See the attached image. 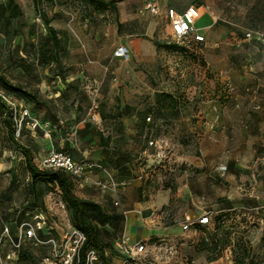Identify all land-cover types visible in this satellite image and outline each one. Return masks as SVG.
<instances>
[{
	"label": "rangeland",
	"instance_id": "1",
	"mask_svg": "<svg viewBox=\"0 0 264 264\" xmlns=\"http://www.w3.org/2000/svg\"><path fill=\"white\" fill-rule=\"evenodd\" d=\"M36 1L38 7L34 0H0V76L35 98L13 93L14 103L56 124L50 138L40 130L20 131L17 139L29 145L33 161L64 149L77 152L78 162L95 164L84 179L89 171L113 170L119 179L99 178L93 185L109 198L114 193L125 209L140 202L141 212L156 214L141 264H234L230 246L208 261L215 253L205 250L206 243L225 233L233 240L248 237L252 254L264 261V160L245 154L246 124L254 116L264 119V39L245 33L264 35V0H160L162 10L199 6L195 27L204 33L202 43L173 40L163 11L139 13L143 0L118 2L117 12H98L83 0ZM209 13L217 21L207 30ZM44 17L49 25L59 19L60 31L50 33ZM154 41L183 48H158ZM119 46L128 47V59L115 55ZM0 91H6L1 84ZM3 111L0 264H43L48 256L58 263L61 238L72 225L56 186L48 185L43 197L54 230L18 241L23 223H33L22 215L29 175L7 136L12 116ZM81 147L91 156L108 154L109 165L85 158ZM109 181L126 186L96 185ZM162 188L169 189V203L148 208ZM102 207L115 215L104 226V239L113 245L124 234L125 216L110 199ZM205 212L209 223L200 225ZM186 214L193 221L188 230L182 229Z\"/></svg>",
	"mask_w": 264,
	"mask_h": 264
},
{
	"label": "built area",
	"instance_id": "2",
	"mask_svg": "<svg viewBox=\"0 0 264 264\" xmlns=\"http://www.w3.org/2000/svg\"><path fill=\"white\" fill-rule=\"evenodd\" d=\"M51 3L56 4L58 0H49ZM163 13L168 20L169 28L171 31V38L175 41H182L190 39L195 43H202L205 40L203 34L195 27L196 20L200 17L199 6L190 5L182 11H177L173 7H166L164 10L161 9L160 0H143L142 6L139 9L140 14L159 15ZM39 12V11H38ZM213 21L216 23L217 19L213 16ZM245 37L247 39L257 38L258 40L264 39V35L260 33H254L252 31H246ZM117 57L128 59L129 50L126 46H119L115 50ZM0 103L8 110L13 119V125L15 127V135L19 136L20 131L25 128L28 131L40 130L43 137L50 138L56 128L50 120H41L35 116H32L30 112L17 105L12 101V96L4 91H0ZM40 169H61L70 174L76 185L80 186L83 183L85 171L91 167H94V163L78 162L75 161L67 152L62 150L51 149L46 154L41 156L36 163ZM101 190L112 188H123L126 186V182L120 183L99 182L96 184ZM114 206L121 210V213L126 216L128 210L124 208L123 204L119 199H113ZM33 223L24 222L23 227L20 230L18 241L21 238L30 239L36 238V231L43 229L47 225V217L43 213H37L33 217ZM151 222L156 220L155 212L151 211L148 216ZM200 225L209 223L208 214L205 212L198 218ZM193 225L192 218L185 216L182 224V229L188 230ZM52 229L51 226H49ZM7 231V229H6ZM85 235L83 232L76 228H72L70 231L63 234L61 238L60 253L56 255L60 256V260L56 263L53 258L45 257L43 264H105L102 261L100 253L94 249L89 248L85 251L84 255L80 256L81 247L85 241ZM19 246V243L15 245ZM115 250L119 254V260L116 264H141L146 259V247L141 241H131L130 238L123 234L115 242ZM17 249L13 250V254L16 253Z\"/></svg>",
	"mask_w": 264,
	"mask_h": 264
},
{
	"label": "trees",
	"instance_id": "3",
	"mask_svg": "<svg viewBox=\"0 0 264 264\" xmlns=\"http://www.w3.org/2000/svg\"><path fill=\"white\" fill-rule=\"evenodd\" d=\"M85 3L91 5L94 10L101 12L107 9H110L114 12H117V3L123 0H83ZM34 5L38 7V3L34 0ZM39 10V8H38ZM264 17V16H262ZM264 21V19H260ZM45 23L48 25L50 33H53V28L49 25V20L44 17ZM118 27H121L122 24L118 23ZM52 37V43L53 41ZM156 47H166L175 51L182 50L183 47L179 46L177 43H170L168 45H163L157 41H154ZM0 84L2 87L6 88V93L12 96L13 93H19L26 97H29L31 100H35L33 95L30 92L22 89L19 85L11 84L4 77L0 76ZM64 92L61 93V96ZM4 106L0 103V113L3 115L5 113ZM6 109V108H5ZM137 114L140 115L141 112L137 111ZM10 118V116H9ZM59 121V120H58ZM61 122V121H60ZM7 136L11 143L14 144L15 148L21 153L24 160V166L29 175V180L27 183L29 196L27 204L22 212L24 216L33 217L37 213H43L46 215V207L44 204L43 197L47 193V186H56L60 194V198L64 203L69 218L71 221L72 228H76L84 233L85 241L81 247L80 256L84 255L85 251L89 248L96 249L102 258V261L105 264H116L113 260L106 259L104 260L105 251L108 254L113 253L117 260L119 259V254L116 252L114 245L111 244L108 239H104V236H108V231L104 229V226L110 224L113 221V214L106 212L102 205L94 201L93 199L80 198L75 194L76 183L74 178L67 172L61 169H40L32 159V153L29 148V145H24L21 143L15 135V127L13 122L7 121ZM100 139L103 142V145H108L107 141L100 136ZM62 151H65L62 149ZM68 153V152H67ZM71 157V153H68ZM73 158V157H72ZM113 207V202L111 203ZM120 210V209H119ZM118 217L117 213H115ZM118 214H122L121 210ZM47 217V215H46ZM52 227V229L49 228ZM42 230H47L49 232L54 230L52 223L48 220L47 225L40 230H37L36 233L41 232ZM117 241V240H116ZM115 241V242H116ZM36 245V243H33ZM231 247L232 252V261L234 264H262L264 261L257 259L252 254V247L250 245V240L248 237H238L236 240L230 238L229 234L225 233L221 238H212L210 243H206L205 250L215 255H211L208 258V261H213L216 258L220 257L223 249L225 247ZM109 249V250H106ZM21 256V254L18 253Z\"/></svg>",
	"mask_w": 264,
	"mask_h": 264
},
{
	"label": "crops",
	"instance_id": "4",
	"mask_svg": "<svg viewBox=\"0 0 264 264\" xmlns=\"http://www.w3.org/2000/svg\"><path fill=\"white\" fill-rule=\"evenodd\" d=\"M200 7H203L202 8L203 12L207 11V9L204 8V6H200ZM185 8H183L182 10H184ZM210 17L212 19V24L208 26L207 30L212 25H214L213 15L210 14ZM199 18L197 20H199ZM59 25H60L59 19L57 18L54 19L52 25H50L53 28V32L55 30L58 32L60 31ZM201 34L204 35V33H201ZM246 125H249L248 127L246 126L245 128L247 129L246 130L247 134L245 136L247 138H246L245 143L248 146V149L245 153L247 156L246 158L251 159L253 162L262 161L264 160V119H261L258 116L256 117L254 116V118ZM203 141L206 142L205 139H203ZM205 147L206 146L203 147L204 150H205ZM79 150H80L79 152L82 154V156H85V158L89 156L88 158L93 159V161H95L96 163H100L102 165H109L108 159H106L108 157V154L103 155V156H94V155L91 156L90 151L87 148L81 147L79 148ZM71 155L75 161L79 160L78 159L79 155L77 152H71ZM99 178H107L108 180H110L111 178L116 179V180L119 179V177L116 176V173L113 170H109L106 168L101 173H98L96 171L95 172L91 171L90 173L89 171L88 176L83 180V183L80 186L76 185L75 194L80 198L93 199L94 201L99 202L101 205H103V203L108 202L109 199H110V202L112 203L113 199L117 198L115 197L116 195L114 193H111V192L108 193L110 196L109 198L107 195H105L107 192L106 193L101 192L97 187L93 185V183ZM119 196H121L120 198L124 200L125 198L124 191L118 194V197ZM169 200H170L169 189L162 188L156 192V194L154 195V199H151V201L148 202L147 207L148 208L155 207L157 209H161V207L169 203ZM132 203H133L132 204L133 208L127 209L128 213L125 216L123 232L125 235H127L130 238L131 241H141V242L147 241L153 235L152 233L155 229L151 227V225L149 224V222L151 223V221L148 219L149 215H145L144 213L145 211H142L143 212L142 213L141 210H139V208H142L141 207L142 204L140 202H132ZM144 206L146 205L144 204ZM185 216L190 217L189 214H186ZM147 254L148 253L146 249V253H145L146 258L148 256ZM105 256H106L105 257L106 259L109 258V260H113L112 263L114 262L117 263L119 260V259L117 260L111 254H108V252L106 251H105Z\"/></svg>",
	"mask_w": 264,
	"mask_h": 264
}]
</instances>
